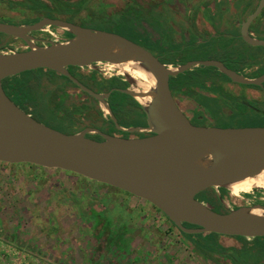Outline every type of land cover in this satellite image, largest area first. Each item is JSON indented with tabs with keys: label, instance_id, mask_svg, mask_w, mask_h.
Wrapping results in <instances>:
<instances>
[{
	"label": "water",
	"instance_id": "95a60500",
	"mask_svg": "<svg viewBox=\"0 0 264 264\" xmlns=\"http://www.w3.org/2000/svg\"><path fill=\"white\" fill-rule=\"evenodd\" d=\"M242 18L235 14L239 36L251 46L264 45V37L250 32L252 21L264 8L256 0ZM264 22V18L262 19ZM47 24L71 32L44 44L30 42L28 47L0 50V162H26L56 167L106 183L142 197L160 209L176 226L189 233L215 232L245 237L264 236V203L238 205L218 211L196 197L206 188H223L264 170V125L219 126L193 123L178 106L169 86L170 76L191 67L209 65L230 79L263 85L264 72L247 76L228 67L222 60L190 59L170 65L130 37L107 29L83 26L58 17L43 16L25 25L0 22V30L23 36ZM138 61L152 75L154 84L147 90L131 89L133 80L121 91L133 96H148L140 102L147 127L152 134L103 138L86 135L88 128L66 132L52 127L18 106L4 91L3 78L36 68H48L69 76L95 97L103 114L118 125L106 97L110 91L97 92L81 83L67 69L69 65L93 66V63ZM261 115L264 110L254 108ZM106 112V113H105ZM254 187L253 189H263ZM184 222L192 224L187 226Z\"/></svg>",
	"mask_w": 264,
	"mask_h": 264
},
{
	"label": "rangeland",
	"instance_id": "374dc122",
	"mask_svg": "<svg viewBox=\"0 0 264 264\" xmlns=\"http://www.w3.org/2000/svg\"><path fill=\"white\" fill-rule=\"evenodd\" d=\"M120 2V0H112L109 6L104 7L105 11H100V8L97 7L99 0H92L89 3L93 8L90 14L94 15L95 19L88 22V26L134 37L131 30H138V22H134L133 17L122 22L123 16L113 11L118 8ZM260 16L264 17V14ZM164 17L167 23L166 29L169 30V33H174L173 18L169 17L167 13ZM159 18L155 19L158 21ZM47 28L58 39L60 38L62 29L50 26ZM40 33L51 37L49 31L40 30ZM134 38L138 42V38ZM204 39L210 48L193 51L189 49L191 46L189 45L184 47L180 55H174L176 58L172 57L171 60H180L183 57L207 59L215 56L225 61L229 66L238 68L244 63H250V61L245 62L248 58L244 56L246 54L243 50L246 49L250 52L256 49L264 50V45L250 46L240 41L243 50L239 52L229 39H221L219 42H216V36H205ZM230 54H235L236 57L233 58ZM96 66L99 76L107 77L110 74L113 76L116 72L115 69H109V65L103 62L96 63ZM100 71L106 73L103 75ZM260 71L264 72V61L257 73ZM45 73V70L33 69L7 76L3 79L4 87L7 93L14 94L17 103L35 118L52 127H61L62 123L72 120V118H63L66 108L73 112L80 110L81 107L76 98L64 97L59 93L50 102V95L47 91H30L28 94L30 99L25 102L19 101L16 96L17 83L28 85L29 80ZM251 74L255 75L256 73ZM117 76L125 78L123 74ZM214 77L223 79L225 75L215 71L212 66L201 65L194 71L187 70L176 76H171L170 80L179 84L180 80L187 79L189 85L192 84L198 89H206L205 91L208 92V90H220L219 87L213 88V84H208ZM58 82L65 83L60 77H58ZM241 85L243 90H248L245 88L246 86H252L244 83ZM233 88L238 90L236 86ZM221 93L229 100L228 105L234 111H225L224 108L227 106L217 102L216 99L212 100L208 95H199L202 106L192 99L189 100V97L182 92H179L178 96L191 106L187 108L188 113H191L195 108L204 111V114L211 115L213 118L209 122L202 120L198 124L264 125V115L257 114L253 109L256 107L264 110V100H251L250 102L240 100L237 102L236 96L225 90H221ZM117 95L121 99L126 98V95ZM137 101L139 102V100ZM55 102L65 103L63 108H60L57 103L55 104L56 109L53 112L56 116H53L49 112V108ZM98 110L104 112L101 105L94 102V107L89 110L87 115L90 122L94 116L96 125L103 129L113 130L111 123L107 126L103 121L104 115L100 112L98 114ZM81 116L77 115L79 122L83 119ZM119 116L120 121L124 124L136 123L134 122L136 118L133 116L125 118L121 113ZM214 191L228 208L264 202V188L253 189L255 196H250L247 192L241 193L245 198L231 195L226 187L214 189ZM204 202L209 205L208 202ZM92 211L101 212L107 217L106 222L111 225V231L116 230L119 226H124L127 248L115 251L116 243L111 247L108 242H105L108 246L101 251L103 247L101 248L98 240L103 232L101 229H96L99 225H92L96 219L92 215ZM16 225H18V230ZM14 232L16 241L11 239ZM201 233L202 235L193 238L197 240L208 238L207 232ZM193 238L185 235L183 230L176 226L161 210L154 208L143 198L124 194L111 186L96 183L92 179L83 178L68 170L32 165L26 162H0V264H99L101 261L106 264H241L240 261L234 263L229 256L199 248ZM214 239L221 245L235 248L253 242L252 237H247L244 241L228 234L214 235ZM19 241L23 242L19 243Z\"/></svg>",
	"mask_w": 264,
	"mask_h": 264
},
{
	"label": "flooded vegetation",
	"instance_id": "af4514ba",
	"mask_svg": "<svg viewBox=\"0 0 264 264\" xmlns=\"http://www.w3.org/2000/svg\"><path fill=\"white\" fill-rule=\"evenodd\" d=\"M91 1L92 0H0V22L6 23L9 25H25L27 23L34 22L43 16H50V17H58L64 20L72 21L74 23H77L83 26H88V22H91L92 20H94V15L90 14L93 11L91 10L93 8L90 7L89 5ZM120 1L122 3L120 2V4L118 5V8H116L113 11L121 16L123 14L125 15L128 14L131 18L132 17L134 18L133 19L134 22L136 23L138 22L137 24L138 30L132 29L131 33L134 35V37L138 38L139 43H141L143 46H145L150 51H152L163 62L166 59H168L170 62L171 58L175 57L174 55H177V54L180 55L184 47L189 46V45H191L189 46V49L193 51L210 48L209 47L210 45L205 43L206 39L204 38L205 36L206 37L216 36V34H211L207 32L206 30H202L198 28L196 21H194V18H193V14H192L193 10L195 9L197 12L201 10L205 14L206 11H203V10H206L207 8L213 11L214 13L216 12L219 15L222 11V8H224L223 5H219V4L217 5L216 0H202V4L197 5V6L192 5V3L195 2V0H120ZM247 1L248 0H246V2ZM111 2L112 0H99L97 7L100 8L99 9L100 11H105L104 7L106 5L109 6ZM242 8H245L247 10L249 6H242ZM166 13L169 17L173 18L172 20H173L175 30H174V33L172 34L168 32L169 31L168 29H166L167 23L165 22V17H164ZM230 14L231 13L229 12L228 17H232V15ZM156 17H160L158 21L155 19ZM202 18L204 19L203 16ZM48 26L55 28V29L56 28L62 29L59 35L60 38H69L72 36L70 31L62 27H59L57 25H53V24H47L38 30L27 31L24 33L23 36L14 35L6 31L0 30V50L10 51L13 49H23L25 47H28L30 42H34L37 44L47 43L53 39L50 36L41 34L40 30H44V31L46 30V31L52 32L51 30H48L47 28ZM124 35L128 36L127 34H124ZM128 37L135 40V38L132 37L131 35ZM190 37L195 38V39H193V41L188 42V39ZM230 55L233 58L236 57L235 55H232V54ZM210 58L218 59L215 56L210 57ZM190 59H202V58H196V57L184 58L183 57L177 62L181 63V62H185ZM169 62H165V63L169 64ZM223 62L230 68H233L235 70L244 71L243 68L241 67L236 68L234 66H229L225 61ZM96 68L98 69L95 62L93 63V66L69 65L67 67L68 71L74 77H76L81 83H83L85 86L89 87L90 89L97 91V92L110 91L109 95L106 97V100L112 110V106H115L113 92L114 91L123 92L120 90V88L126 87L128 85V81L123 77L119 78L117 76L118 74L116 73L113 74V76L112 74H110L107 77L99 76L96 71ZM195 68L196 67H191L187 70L194 71ZM212 68H214V70L217 72H221L218 68L214 66H212ZM100 73L103 75L105 74L104 72H101V71ZM261 73L262 71L256 73L254 76L259 75ZM59 74L61 75V78L65 81V83L63 84V88H62L64 90V94L62 93V95L64 97L65 95H68V97L76 98L78 104L81 107L79 111L73 112L75 122L70 124L71 127L69 128L71 132H76L84 128H88V131H86L85 134L90 137L98 138V139L103 138V133L112 134V135H120V136H133V137L152 134L150 130H146V129L141 130L142 127L144 128L147 127V121L144 116V111H143L142 106H141L142 111H140L139 107L135 105H133L132 108H129V109H122L123 117L127 118L129 116H133L136 118V120L134 121L136 123H133V124L122 123L120 121V118H119L120 116H119V117H116V120L118 123L117 125L115 121L110 117L109 114L104 115L99 110H98V114L100 112V114L102 113L104 115L103 121L106 123L107 126L111 123L113 130L111 129L109 130V128L103 129L99 127L98 125H96V123L94 122L95 120L94 116L92 117L93 120L90 122L87 116L88 112L91 108L94 107V102L99 104V101L95 97H93L91 94L86 92L84 89H82L69 76L64 75L62 73H59ZM66 78H69L70 81L67 80ZM110 81H113L115 84L112 86H109L108 89H102L99 87L101 84H109ZM213 81H214L213 84L215 85V87H219L220 89L219 91L225 90L231 95L236 96L237 102L240 100L247 101V102H250L251 100H264V94H262L264 93V81H263L262 86H259L256 84H250L252 86L245 87L246 89L251 88L255 90L256 93L250 92L245 89L243 90L240 82L234 81L226 75H225V78L223 79L214 77ZM211 83L212 81L209 82L208 84H211ZM177 85H178L177 82L175 81L171 82L169 78V86H170V89L172 91V94L178 106L182 109V111L189 117V119L193 123H198V121H202L203 119H204L203 121L206 120L208 122L213 120L212 116L211 115L208 116L206 115V113H205L206 116L203 118L204 115H201L200 113H198L200 112L199 109L193 108L192 112L188 113L187 108L190 105L186 106V103H184V106H183L179 103L180 97L178 96L179 95L178 93L180 91L177 89L178 88ZM2 86L6 94L18 106H20L16 101L15 95L7 93L4 87L3 80H2ZM234 86H236L238 90L236 88H233ZM194 90L198 93V95H208V96H215V97L217 96V91L213 93L210 90L211 94H208V93L206 94L203 91H201V89L194 87ZM187 96L189 97L188 98L189 100L192 98V100H194L197 104L201 105V103L194 97H191L190 95H187ZM131 97L134 98L133 96ZM21 108L23 109V107ZM227 111L231 112L233 111V108L227 107ZM254 111L257 112L255 109ZM202 112L204 113V111ZM77 115H82L81 117H83V119L81 118L82 119L81 122L78 121L79 119ZM96 119H99V118H96ZM130 127H141V128L135 129V130H129L128 128ZM94 182L100 183L106 186H111L117 189L118 191L123 192L124 194H129L131 196L134 195L126 190L124 191L121 188H118V187H115V186H112L106 183L98 182L96 180H94ZM136 197H139V196H136ZM243 197L245 198V196ZM139 198H142V197H139ZM145 201L150 203L154 208H157L154 204H152L148 200L145 199ZM261 203H264V202H261ZM91 213L94 217H96V219L94 220L95 222H93L92 225L94 224L99 225V227L96 229H99V230L101 229L103 232L101 237L98 240L101 248L103 247L101 251L105 250V247L108 246L106 245L107 242L110 244L109 246L111 247L112 245H114V243H116L115 246L117 248L115 251H118V250L121 251L125 249V244H121L122 242H125V243L127 242L126 237H125L124 226L123 225L119 226L116 230L111 231V225L106 222L107 217L103 213L96 212V211H92ZM16 226L18 230V225ZM187 226H192V224L187 225ZM15 236H16V233L14 232L11 236V239L12 240L16 239ZM111 236H113V240L110 239ZM105 237H106V240H105ZM120 237L122 238V240ZM20 242H23V241H19V243ZM226 256H229V255H226ZM229 257L231 258V256ZM244 262L249 263L250 261L246 260ZM263 263L264 261L258 264H263ZM99 264H106V263L101 261Z\"/></svg>",
	"mask_w": 264,
	"mask_h": 264
},
{
	"label": "trees",
	"instance_id": "16d2710c",
	"mask_svg": "<svg viewBox=\"0 0 264 264\" xmlns=\"http://www.w3.org/2000/svg\"><path fill=\"white\" fill-rule=\"evenodd\" d=\"M254 4H256V3H254ZM254 4L251 8H253L255 6ZM122 16H123V20H121L122 22L127 21L128 19L131 18L128 14L127 15L123 14ZM103 23H105V22L103 21ZM259 60H260V56L256 55V56H253V58L250 59L249 61H250V63H254V62H257ZM245 61H248V60H245ZM164 62H169V60L166 59ZM36 69L45 70L46 73L42 74V75L40 74L37 77H34V79L29 80L28 85L24 84V83L23 84L22 83L16 84V87H17V95L16 96H17L19 101H22V102L28 101L30 99V97H28V94L30 91L31 92L32 91L33 92L47 91L50 95V102H51L52 98H54L59 93L64 94V90L62 89L63 84L58 82V77L61 78V75L59 73H57L56 71H54L52 69H48V68H36ZM31 70H33V69H31ZM25 71H27V70H25ZM66 79L69 80V78H66ZM213 82L214 81L212 80L211 84H213ZM71 83H73V82H71ZM114 84L115 83L113 81H110L109 84H101L99 87L102 89H108L109 86H112ZM190 85L188 84L187 79H182V80H180L177 89L186 95H190V96L194 97L195 99H197L200 102L198 93L194 90V87L192 85L191 86ZM212 86H213V88H215L214 84ZM215 91L216 90H213L211 92L214 93ZM217 91H219V90H217ZM117 94L126 95V98L121 99L120 97H118ZM67 96L68 95H65V97H67ZM113 97L115 100V104H114L115 106H112V111L116 117H119L120 113L122 115V109L132 108L133 105L139 107V110L142 111L140 102H138L135 98H132L131 96H129V94H127L125 92L114 91ZM224 97L225 96L221 93V91L217 92L216 97L215 96H209V98H211L212 100L216 99L217 102H221L223 105H225L229 108V105H228L229 100L226 97L225 98ZM235 99L237 100V97H235ZM132 101L134 104L132 103ZM56 103L57 102H55L53 105H51V108H49V112L53 116H56L55 112H53L56 109L54 107ZM64 103L65 102H61V104L60 103H57V104L60 105V108H63ZM227 107H225L224 109L227 110ZM65 111L66 112H65V115H63V118H72V120H68V121L62 123L61 127H56V128L59 130H62V131L71 132L69 127H71L70 124L75 122V118H74L72 110H70L69 108H66ZM233 111H234V109H233ZM198 113H200L201 115H204L203 118L206 116L202 111H200ZM256 113L260 114V112H256ZM201 122L202 121H198V123H201ZM32 165H35V164H32ZM83 178H86V177H83ZM196 197L199 198L200 200L208 202L211 207H213L214 209H216L218 211H226L228 209L222 203L219 195H217L215 193L213 188H206L204 191L197 194ZM184 223L186 225H190V223H187V222H184ZM183 233L187 236L192 237V238L194 236L202 235L201 232L189 233V232L183 231ZM207 233H208V236H207L208 238H203L201 240H197V239L193 238L195 240V244L199 248H204L208 251L217 252V253H220L223 255H229V256H231V259L234 263H238V261H240V262H242L241 264H258V263L264 261V236L253 237V242L251 244H249V245L244 244L241 248H235L232 246H224V245L217 243L214 239V235H217L219 233H215V232H207ZM235 236L244 240V241L247 239V237H245V236H241V235H235ZM110 239L113 240V236H111ZM121 240H122V238H121ZM121 244H125V248H127V246H128L127 242L126 243L122 242ZM246 260H248L250 262L245 263L244 261H246Z\"/></svg>",
	"mask_w": 264,
	"mask_h": 264
},
{
	"label": "crops",
	"instance_id": "0c3cea01",
	"mask_svg": "<svg viewBox=\"0 0 264 264\" xmlns=\"http://www.w3.org/2000/svg\"><path fill=\"white\" fill-rule=\"evenodd\" d=\"M253 2H254V0H248L247 2H246V0H216L217 5L219 4V5L224 6V8H222V11L219 15L216 12H215L216 13L215 14L213 11H211L207 8H206V10H203V11H206L205 14L201 10L199 12H197L195 9H194L195 11L193 10L192 14H193L194 21H196L198 28H200L202 30H206L207 32H209L211 34H216V37H217V39H215L216 42H219L221 39L231 40V42L235 45L236 50H238L240 52L243 50L242 44L240 41H243V40L239 36L240 27L238 26L237 22L234 20L235 14L239 13V16L242 18V15L247 10L251 9V7L254 4ZM201 4H202V0H195V2L192 3V5H196V6L201 5ZM227 6H228V8H227ZM235 6H237V7H235ZM242 6H249V8L246 10L245 8H242ZM229 12L231 13L230 15H232L233 18L228 17ZM261 14H264V9L262 10ZM260 15L257 16V18H255L250 25V32L256 37H264V22L262 20L264 17H261ZM202 16L204 17L205 20L202 18ZM216 18H218V20H215ZM231 18H232V20H231ZM193 39H195V38L190 37L188 39V42L193 41ZM243 51L246 54L244 56H247L246 58H248V61L251 58H253V56H256V55L260 56L259 61L254 62V63H244L240 66L241 68H243V70L247 76H254V74H251V73H257V71H259L262 67V64L264 61V50H257L256 49V50H253L252 52H250V51L245 49ZM231 53H233V52H231ZM174 58H176V56ZM177 61H179V60H175V61L170 60L169 64L174 65L175 63H177ZM245 62H247V61H245ZM200 89H201V91H203L206 94L207 93L211 94V92L209 90L207 92V91H205L206 89H203V88H200ZM247 89L250 92L256 93V91L251 89V88H247ZM183 101H184L183 99H180L179 103L184 106V103H187V101L186 100H185V102H183Z\"/></svg>",
	"mask_w": 264,
	"mask_h": 264
},
{
	"label": "bare ground",
	"instance_id": "6f19581e",
	"mask_svg": "<svg viewBox=\"0 0 264 264\" xmlns=\"http://www.w3.org/2000/svg\"><path fill=\"white\" fill-rule=\"evenodd\" d=\"M106 64L109 65V69H115L116 74L129 75V77H131V79L133 80L131 89L134 91L147 90L154 84L151 73L146 68L142 67L138 61L127 60L123 62H106ZM136 99L141 102H146L147 100H149V97L136 96ZM103 109L105 111L107 110L104 106ZM254 187H264V170L254 176H250L242 180L230 183L226 188L231 195L241 196L242 198H244L241 193L250 192ZM252 211L256 213H262L264 212V209L253 208Z\"/></svg>",
	"mask_w": 264,
	"mask_h": 264
},
{
	"label": "built area",
	"instance_id": "2783aa9c",
	"mask_svg": "<svg viewBox=\"0 0 264 264\" xmlns=\"http://www.w3.org/2000/svg\"><path fill=\"white\" fill-rule=\"evenodd\" d=\"M51 33V38L53 40H58V37L53 33V32H50ZM250 194V196H255V192L253 191V189L250 191V192H247Z\"/></svg>",
	"mask_w": 264,
	"mask_h": 264
}]
</instances>
